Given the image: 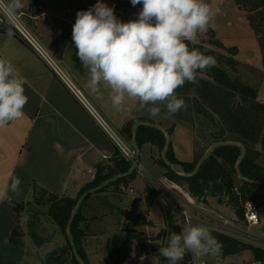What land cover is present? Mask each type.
I'll list each match as a JSON object with an SVG mask.
<instances>
[{"label": "crops", "instance_id": "crops-1", "mask_svg": "<svg viewBox=\"0 0 264 264\" xmlns=\"http://www.w3.org/2000/svg\"><path fill=\"white\" fill-rule=\"evenodd\" d=\"M33 1L23 0L24 7L19 13L25 15L30 26L33 24V30L53 55L60 58L93 110L99 113L110 130L117 133L123 141L132 146L133 138L131 142L126 141L123 132L125 126L132 121L133 127L144 122L157 125L167 132L174 124V132L184 124L174 119L171 121L162 112L156 117H150L147 108L140 109L138 102L131 99H126L122 110H117L112 105L109 89L101 86L99 92H93L89 87V74L76 55L77 49L72 41V28L76 19L71 15L70 4L62 0L68 10L67 16L62 18L56 11L47 8L46 0H37L39 4L33 10ZM40 7L44 9L40 10ZM8 29L0 26V59L9 62L26 81L24 89L28 102L21 119L0 128V189L9 185L12 177H18L21 181L19 192L9 191L8 198L0 202V264H35L32 257L37 253L38 247L29 233H25L20 246L11 241L17 223L15 207L34 198L33 186L47 189L56 195L76 198L82 188L95 179L96 168L102 164H110L118 151L95 118L53 75L46 63L12 30L13 35L9 37ZM64 36H68V40L62 48L58 40ZM188 127L191 128L189 125ZM170 137L175 157L180 162H191L194 157L184 159L174 147L173 134ZM147 147L154 146H145L140 155ZM151 169L150 173L158 181L163 180L154 164H151ZM137 179L125 191L127 199L123 204L120 202L123 207L131 199L134 202L132 206H146L147 190L145 185L134 186ZM115 195L119 201H122L120 196L125 197L120 193L112 194ZM100 203L98 198L94 202L88 201L82 211V227L87 236L84 246L89 264L92 254L94 264H102L96 262V255L93 253L97 245L103 248L98 240L102 237V232L92 231L96 222H102L109 216L94 212ZM144 210L139 214L153 219L151 211H147L146 207ZM129 211L126 205L125 210L121 208L113 213L120 214L121 219L117 220L120 226L124 224ZM150 249L153 251V248Z\"/></svg>", "mask_w": 264, "mask_h": 264}, {"label": "trees", "instance_id": "trees-1", "mask_svg": "<svg viewBox=\"0 0 264 264\" xmlns=\"http://www.w3.org/2000/svg\"><path fill=\"white\" fill-rule=\"evenodd\" d=\"M66 1L70 4L72 17H76L78 11H86L87 9V7H82L77 10L73 0ZM101 2L113 8V10L119 8L142 9V4L132 6L130 1L120 3V0H110V2L101 0ZM235 3L239 10L244 13L254 34H256L260 53H262V67L264 70V0H235ZM38 4L37 0L33 1V10ZM208 32L214 39L213 44L224 51L226 46L216 39L214 31L209 29ZM67 40L68 36L61 37L58 44L64 48ZM189 47H195L203 54L214 57L216 64L214 67L202 72L197 71L198 83L186 82L184 86L176 90L177 97L184 99L186 102V109H181L179 112L169 115L164 106H160L163 114L189 125L195 134L194 147L196 151L193 160L189 163L180 162L174 155L171 143L167 156L168 161L181 166L184 168L185 173L189 174L194 172L197 163L203 158L210 146L226 142L238 143L246 148V156L240 164L242 177L245 180L264 182V102L262 103L259 100V91L242 78L237 70L238 62L234 58L219 57L218 52L210 50L204 43L190 44ZM232 52L233 57L238 56L236 49ZM225 58H227V64L223 63ZM133 125L134 122L132 121L123 130L128 142H131L133 138ZM174 129L175 124L168 130L169 135L174 133ZM165 143L166 139L161 131L143 126L137 129V144L141 152L147 145L154 146L161 152ZM240 157L241 150L237 147L219 148L201 166L198 174L190 178L175 173L172 168L166 166L162 158L155 160L153 163L163 169L164 174H162V177L166 178L170 184L185 189L192 197L204 204H207L210 198L216 199L217 204L225 206L227 210L229 209L232 212L234 220L241 222L244 221V207L247 201H253L257 204L259 195L264 194V186L239 180L235 166ZM96 170L95 179L86 184L76 198L56 195L47 189L33 186L34 201L32 204L48 209V217L56 227L62 229L66 238L64 245L59 246L57 250L45 257L44 264H79L74 254V247L84 264H89L84 246L87 236L84 229L79 227V221L82 207L92 196H89L82 203L77 218L72 225L74 247L71 246L66 233L72 212L83 194L114 179L117 175L129 173L131 165L123 159L118 151L110 164L99 165ZM135 178H137V173L134 171L131 177L117 180L98 193L113 189L117 193L123 194L121 192L128 191ZM132 207L125 220L121 248L114 250L111 245L107 247V254L114 264H126L135 256L142 258L148 256L151 252L149 246L144 244L148 241L146 235L136 230V225L142 222L143 217H141V214L136 213L137 207L135 204ZM25 208V204L15 207L17 223L11 241L16 246L21 244L23 233L19 228L18 220ZM171 222L174 225L173 217L168 215L167 223L169 227L172 226ZM173 228L176 232L180 231L177 226H173ZM30 229L36 247L40 248L44 241L37 233L39 228H37L36 223L32 224ZM170 229L172 230V227ZM210 231L212 236L222 245L218 260L223 261L231 256L242 255L250 251L254 256L255 263L264 264V249L231 236L228 237L216 231ZM163 235L166 238V233Z\"/></svg>", "mask_w": 264, "mask_h": 264}, {"label": "clouds", "instance_id": "clouds-1", "mask_svg": "<svg viewBox=\"0 0 264 264\" xmlns=\"http://www.w3.org/2000/svg\"><path fill=\"white\" fill-rule=\"evenodd\" d=\"M131 4H142V9L129 22L118 21L113 8L101 0L78 11L72 28L76 55L89 74V87L93 92L101 86L109 89L117 110L131 99L140 109L147 108L150 117L160 114L161 105L173 115L187 108L176 90L186 82L198 83L197 71L216 64L214 57L189 47L213 27L214 12L206 0H131ZM23 7V0H0V11L9 18ZM7 35H13L11 28ZM25 83L9 62L0 59V128L25 115ZM20 184L18 177H12L0 189V202L8 198L9 191L18 193ZM221 247L211 231L200 225L170 233L167 246L159 252L168 264H177L188 251L218 258Z\"/></svg>", "mask_w": 264, "mask_h": 264}, {"label": "rangeland", "instance_id": "rangeland-1", "mask_svg": "<svg viewBox=\"0 0 264 264\" xmlns=\"http://www.w3.org/2000/svg\"><path fill=\"white\" fill-rule=\"evenodd\" d=\"M73 1L77 10L82 7H87L86 10H88L97 3V0ZM103 1L106 2V0ZM107 1L110 2V0ZM124 1L131 2V0H120V3H123ZM206 2L210 5L214 12L212 21L213 27H210L209 29L214 31L216 39L225 45L226 49L224 51L218 49L213 44L214 39H212L211 35H209V32H207L205 35L198 36L197 43L206 44L207 48L218 52L219 57L225 56L229 59L234 58V60L238 62V72L242 78L252 84V86H254L256 90L259 91V100L263 103L264 70L262 67V53H260L256 34H254L253 29L246 19V16H244V13L239 10L235 0H206ZM140 10V8H119L114 9V13L118 21L129 22L138 18V13ZM31 25L32 26H29L33 30L34 26L33 24ZM33 32L38 36L36 31L33 30ZM235 49L238 51L237 57H233L232 50ZM227 58L224 59V64H227ZM167 118H170L171 121L173 120V118L170 116ZM164 124L166 125V123ZM176 130L177 131L173 133L174 147L178 149L184 159L188 160L189 158L194 157L196 151L194 147V131H192L187 124H182ZM144 150L145 152L140 155V158L149 172H147V179L144 178L145 180L137 175L138 179L135 178L137 181L134 186L145 185L147 190L145 193L147 194L145 207L147 211H151L153 219H151V217L149 219L148 217L141 214V217H143L144 221L142 220L139 225H136V230L146 235L148 241H146L144 244L149 246V248H153V251H151L148 256L142 258L136 259L135 256L130 262L126 264H168V260L160 254L159 249L160 247L167 246L170 233H180L182 228L189 226L203 225L210 229L213 228L214 225H219V222L222 218L228 219L229 217L232 218L233 216L229 209L227 210L225 206L217 204L216 199L210 198L208 203L204 204L192 197L185 189L174 187L173 184H170L166 178L162 177V174H164L163 169L158 165H154L159 170L161 179H163L161 181L163 183L158 181L155 176L150 173L152 170L151 164H154L153 162L155 160L162 158L164 150L160 152L155 147H147ZM156 177L158 176L156 175ZM170 185L172 186L170 187ZM155 187L162 193L168 204L158 199L155 194ZM166 187L171 192L168 191ZM115 193L117 192L111 189L108 192L96 193L87 200V202H94L97 198L100 199L101 203L99 207H96L94 212L96 214L103 213L109 215L105 220H102V222H96V224L92 226V228L95 227L94 230H91L99 231L100 233L102 232V237H99L100 239H98L101 241L99 245H102L103 248L111 245L114 250L121 248L120 244L124 234L123 229L125 227V222L120 226L119 222L117 221L118 219H121L120 214L115 213L116 215H114L113 213L117 211V209L123 208L125 210L126 205L127 208L131 210L133 208L132 203H134L131 199L129 204H126L123 207L122 204L127 199L126 192H121L123 195H125L123 198L120 196L122 201H119L116 195L112 196V194ZM173 194H176L181 199L182 202L180 205L174 198L175 196ZM258 200L259 201L257 204L261 210L260 224L252 227L248 223L241 221V223L244 224V231L249 232L252 236L248 238L245 237L247 235L240 236L239 239L242 242L247 244L249 243L257 246L258 248L264 249V194L259 195ZM33 201L34 199L32 198L31 201L25 203L26 208L18 220V225L21 232L23 233L21 238V240H23L25 233H29L31 235V224L36 223L37 228H39L37 233L43 239L44 243L40 246V248L38 247L37 253L32 257V259L35 264H44L43 260L45 257L51 252L57 250L59 246L64 245L66 243V238L62 229L56 227L48 217V209L41 206H35L32 204ZM120 202H122V204H120ZM259 202H261V204H259ZM83 207L82 211L84 209ZM139 207L137 205L136 213L139 214L140 212H145L144 206L139 205ZM174 207L179 209L181 213L184 211L186 212L188 218L191 220L190 225L184 224V218V220L182 219V225L178 223L179 214H177L178 212H176L177 210H175ZM82 211L79 221V227L81 228H83L82 226L84 224ZM168 215L173 217L174 225H172L171 222L172 230L167 223ZM173 226H177L178 230L180 231L176 232ZM164 233H166V238H164ZM103 248H99L97 245L93 251V253L96 255V262L98 261L102 264H114L107 254V248ZM92 257L93 254L91 256L90 263L94 264L95 261L92 259ZM205 259L208 264H257L255 263L254 256L250 251L245 252L242 255L231 256L223 261L211 256H205ZM188 261L189 251L185 253L183 259L178 261L177 264H189Z\"/></svg>", "mask_w": 264, "mask_h": 264}, {"label": "built area", "instance_id": "built-area-1", "mask_svg": "<svg viewBox=\"0 0 264 264\" xmlns=\"http://www.w3.org/2000/svg\"><path fill=\"white\" fill-rule=\"evenodd\" d=\"M43 7H40V10H43ZM0 26L11 28V30L20 38L22 39L31 49L32 51L41 58L50 71L53 73L55 77H57L67 88V90L75 96L81 104L87 109V111L95 118L98 122L99 126L102 128L104 132L108 135L110 140L115 144L117 151L121 154L123 159L134 167L135 172L139 177L142 179H147V172L146 166L141 161V158H138L137 151L133 148V146L128 145L124 142L115 132H112L104 119L97 113L88 103L86 97L82 94L78 86L76 85L75 81L73 80L72 76H70L68 70L63 66L61 60L54 56L52 52L46 47L44 42L39 39L36 33L30 28L28 22L25 20V15L22 13H17L15 17L9 18L4 15L2 11H0ZM145 180V179H144ZM165 187V186H164ZM155 194L161 201L167 203L166 199L162 195V193L155 187ZM168 190V188L166 187ZM170 191V190H168ZM171 192V191H170ZM177 202H182L179 196L173 194ZM168 204V203H167ZM178 212V223L180 225L183 224L182 219L184 218V224L190 225L191 220L188 218L186 212H180L179 209L175 208ZM244 212V222L248 223L250 226H257L261 220V210L258 204L254 203L253 201H247ZM183 219V220H184ZM217 224V223H216ZM244 224L239 222L238 220H234L233 218H222L219 222V225H214L213 228H208L209 230L216 231L225 236H231L238 240L240 236H245L246 238L251 237L252 235L249 232H245L243 229ZM254 237V236H253ZM264 245V243H263ZM257 247V246H256ZM263 249V248H261ZM189 264H208L205 259L204 255H197L191 251H189Z\"/></svg>", "mask_w": 264, "mask_h": 264}, {"label": "water", "instance_id": "water-1", "mask_svg": "<svg viewBox=\"0 0 264 264\" xmlns=\"http://www.w3.org/2000/svg\"><path fill=\"white\" fill-rule=\"evenodd\" d=\"M46 2H47V8L49 10L56 11L57 14L60 17H62V18H65L67 16L68 10L65 8V6H66L65 1H62V0H46ZM142 126L143 127L157 129L158 131H161L164 134L165 139H166V143H165V146H164V149H163L164 151H163V154H162V160L166 164L167 167L172 168V170L175 173L179 174V175H183V176H185L187 178L196 176L198 174L199 170L201 169V166L208 160V158L212 155V153L215 150H217L219 148H226L227 146H233V147H237V148H239L241 150V157H240L239 161L237 162V164L235 166L239 180H241V181H248V182H250V183H252L254 185L264 186V182H257V181L245 180L242 177V173H241V170H240V167H241L240 164H241V162L244 160V158L246 156V148L243 147L241 144L233 143V142L218 143V144H214V145L210 146L209 149H208V151L206 152V154L203 156V158L197 163V165L195 167L196 169L194 170V172L189 173V174H186L184 168H182L179 165H174V164H172L171 162L168 161L167 156H168V152L170 150L171 137H170V135H169V133L167 131H165L161 127H159L157 125H154V124H148V123L140 122V123L136 124L133 127V129H132V131H133V143H132V146L137 151L138 158L140 157V152L141 151L139 150V147H138V144H137V129L139 127H142ZM134 171H135V169H134V167H132L129 173H127L125 175H117L116 177H114V179L105 182L103 185H101L99 187H96V189L91 190V191L83 194L79 198V200L77 202V205H76L75 209L72 212L70 221H69V223L67 225V231H66V233H67V236L69 237L71 246H73V242H74L73 241V235H72V225H73L75 219L77 218V214L79 213L80 206L82 205V203L89 196H92V195H94V194L102 191L104 188H106V187L114 184V182H116L117 180L131 177L133 175ZM74 254H75V257H76L77 262L79 264H84L82 258L77 253L75 247H74Z\"/></svg>", "mask_w": 264, "mask_h": 264}]
</instances>
